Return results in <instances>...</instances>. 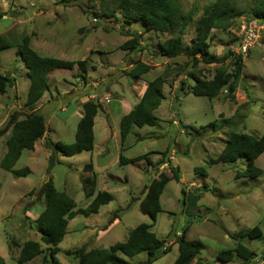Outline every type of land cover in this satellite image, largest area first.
<instances>
[{"label":"rangeland","instance_id":"1","mask_svg":"<svg viewBox=\"0 0 264 264\" xmlns=\"http://www.w3.org/2000/svg\"><path fill=\"white\" fill-rule=\"evenodd\" d=\"M67 1L70 4L64 7L55 0H0V36L11 44L0 52V74L15 79L14 85L0 95V162L6 153L11 131L6 127L12 115L21 120L36 112L44 117L48 129L33 151L21 152L13 167L16 171L29 169L27 177L14 178L0 167V257L6 264H17L22 245L34 241L42 253L24 264H55L53 260L56 264H76L71 252L77 249H108L124 242L137 225L151 223L149 216L140 212L139 201L159 173L172 177L167 165L157 167L162 153L170 149V162L178 169L180 183L169 180L160 196L161 212L150 228L158 239L167 242L170 251L159 254L153 264H173L176 240L185 227L187 240L202 243L199 257L207 264H264V153L255 160V166L263 172L257 179L236 178L245 169L244 159L235 164L211 163L224 149L231 132L257 138L264 134V49L257 46L243 57L242 78L233 99L227 98L226 87L212 100L189 93L193 85L190 74L210 80L217 69L233 73L236 57L229 53L230 40L236 38L243 19L260 0H234L243 16L232 20L226 29L211 32L209 55L215 59L227 56L220 64H204L198 57L194 60L185 55L160 57L158 44L176 34L145 32L138 24L129 30L141 35V44L134 51L121 50L130 36L117 7L120 0ZM180 1L184 13L193 12V21L182 37L188 45L196 21L215 0ZM106 9L113 12L109 18L103 16ZM23 36L30 37V47L39 56L84 61L86 70L75 65L71 70L53 71L48 76L49 90L32 109L25 105L29 80L16 47ZM137 63L152 69L134 78L130 71ZM159 76L165 83L164 99L154 112L156 125L136 127L121 141V116L137 104L144 84ZM89 99L101 106L94 118L91 153L65 157L56 154L53 147L47 148V140L53 144L74 142L82 104ZM110 145L113 147L108 150L106 146ZM143 155L146 159L120 163V158ZM90 160L94 171H83ZM196 168H202L205 174L196 172ZM80 176L87 183L96 180V192H107L112 200L97 214L76 215L69 220L58 250L51 255L34 223L45 208L43 185L52 181L77 209L85 208L89 202L84 198ZM202 187L205 190H201L195 207L188 198L183 203V191L196 193ZM255 226L261 236L250 240L247 231ZM238 244L257 257L249 263L236 257L228 263L216 258L220 251H232ZM120 257L138 264L146 255Z\"/></svg>","mask_w":264,"mask_h":264},{"label":"trees","instance_id":"2","mask_svg":"<svg viewBox=\"0 0 264 264\" xmlns=\"http://www.w3.org/2000/svg\"><path fill=\"white\" fill-rule=\"evenodd\" d=\"M55 1L64 7L70 4L67 0ZM117 7L121 11L123 23L127 26V35L130 36V39L120 47L121 50L134 51L141 44V35L129 30L134 24H138L145 32L176 34V36L170 37L158 44V55L160 57L172 59L185 55L194 60L198 57L204 64H220L227 58V56H224L222 59H215L209 55L211 32L213 30L226 29L232 20L240 18L244 14L237 10L234 0H215L196 21L194 36L190 39L188 45H184L182 37L193 21V12L184 13L180 0H120ZM250 12L246 17L247 19L264 20V0H260L258 6ZM112 14V11L103 10V16L106 18L112 16ZM235 41L236 38L233 37L229 44ZM16 47L29 80L25 105L30 109L49 90L48 76L53 71L71 70L77 65L83 72H86L84 61L74 62L39 56L30 47L29 36H23ZM9 48H11V44L0 36V52ZM229 53L236 57L233 73L228 74L221 69H217L210 80L190 74V80L193 82V85L189 88L190 94L212 100L226 87L227 98H234L238 82L242 78L243 57L235 55L230 50ZM151 69L152 67L149 65L137 63L132 67L130 74L134 78H140L150 72ZM14 82V78L0 74V95L4 94L8 87H12ZM164 83L165 79L162 76L148 81L138 103L120 118L119 131L121 141L125 140L136 127L142 128L144 126L156 125L158 119L154 112L164 99ZM180 90L183 91V88H180ZM100 109L101 106L92 99L84 102L74 142L72 144H53L47 140V148L53 147L56 154L60 153L65 157H73L82 152L92 151L95 141L93 132L94 118ZM10 127V135L6 141L7 149L0 162V167L9 172L14 178H25L30 174L29 169L24 168L16 171L13 170V167L23 150H34L35 143L46 135L48 130L47 125L42 115L31 112L21 120H17L12 115L6 129ZM1 134L2 132H0ZM263 153L264 134L257 138L253 135L231 132L225 142L224 149L211 163L235 164L238 160L244 159L245 169L242 172H238L236 178L257 179L263 172L255 166V160ZM170 155V149H166L162 153L163 157L157 164V167L167 164L172 177H168L163 172L159 173L157 179L152 180L145 189L143 197L139 201V210L141 213L149 216L151 220L150 225H137L129 232L124 242L116 243L108 249H92L87 251L80 248L71 252V256L76 260V264H130L121 258L120 255L133 258L141 253H144L146 257L144 261L138 264H153L159 254H166L170 251L169 247L165 246L167 242L158 239L150 231V228L155 224L157 215L161 212L160 196L167 183L171 179L180 183L178 169L172 167ZM142 159H146V155L129 160L120 158V163H133ZM49 162H53V154L50 155ZM82 170L92 171V164H85ZM195 171L205 174L202 168H196ZM80 181L84 198L91 201L85 208L78 209L66 192L54 187L52 181H48L43 185L45 208L36 217L34 223L41 234V241L50 247L51 255L58 250L57 247L66 234L69 220H72L76 215L88 217L97 214L102 206L107 205L112 200L111 195L107 192H95L96 180L93 179L87 183L80 176ZM201 190H205V187L198 189L196 193L183 191V203L188 198L192 206L195 207L201 197ZM186 233L187 227H185L181 236L176 240L177 257L173 264H192V261L194 262L193 264H207L205 260L199 257L200 250L203 249L202 243L187 240ZM246 236L250 240H253L261 236V231L255 226L247 231ZM41 253L42 249L37 242L26 241L20 249L17 264L27 263ZM234 257L241 259L244 263H249L257 255L254 251L238 244L232 251L223 250L216 256L223 263L231 262ZM53 262L57 263L56 260H53ZM0 264H6L1 257Z\"/></svg>","mask_w":264,"mask_h":264},{"label":"built area","instance_id":"3","mask_svg":"<svg viewBox=\"0 0 264 264\" xmlns=\"http://www.w3.org/2000/svg\"><path fill=\"white\" fill-rule=\"evenodd\" d=\"M257 46L264 49V20L244 18L237 29L236 41L229 45V50L245 57Z\"/></svg>","mask_w":264,"mask_h":264},{"label":"crops","instance_id":"4","mask_svg":"<svg viewBox=\"0 0 264 264\" xmlns=\"http://www.w3.org/2000/svg\"><path fill=\"white\" fill-rule=\"evenodd\" d=\"M146 85H147V83H145L144 84V88H143V90H142V92H141V96H142V94H143V92H144V90H145V88H146ZM141 96H140V98H141ZM121 98H124V97H121ZM139 98V99H140ZM139 99H137V103H138V101H139ZM121 101H123L122 99H121ZM129 111V109L127 110V112ZM127 112H126V114H127ZM124 115V114H123ZM122 115V116H123ZM121 116V117H122ZM173 124H177V122H173ZM114 137H112V139H113ZM111 147H113V145H110V147H107L106 146V148L108 149V150H110L111 149ZM91 153V152H90ZM105 155V154H104ZM104 155H100V157L102 156V157H104ZM171 158V157H170ZM92 159V158H91ZM125 159V158H124ZM127 160H129V159H127ZM90 163L92 164V170L94 171V169H95V165H93L94 163H93V161L92 160H90ZM106 163V161H103L102 162V166H104L103 168H106L107 167V165L105 164ZM163 165H167V164H163ZM95 192H96V187H95ZM85 200H87L89 203H90V199H85ZM88 203V204H89ZM99 212V211H98ZM58 248V247H57Z\"/></svg>","mask_w":264,"mask_h":264}]
</instances>
